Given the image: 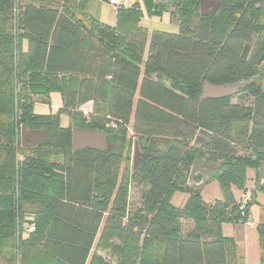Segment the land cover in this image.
<instances>
[{
  "label": "trees",
  "instance_id": "obj_1",
  "mask_svg": "<svg viewBox=\"0 0 264 264\" xmlns=\"http://www.w3.org/2000/svg\"><path fill=\"white\" fill-rule=\"evenodd\" d=\"M85 1L0 0V264H244L222 225L249 220L250 199L232 192L245 190L248 169L264 191L256 174L264 162V0H217L213 16L200 15V0H173L178 32L150 34L137 2L117 6L108 25L84 11ZM164 1L143 0L150 14L167 11ZM247 79L238 94L248 104L201 98L204 82ZM137 89L133 142L153 157L128 177L118 139ZM56 90L57 113L33 112L35 98ZM22 125L46 137L24 147ZM73 126L117 143L73 151ZM195 158L220 165L204 183L215 178L221 199L203 201L200 174L189 183ZM130 182L147 186L139 208L129 206ZM176 190L187 194L182 207L171 203ZM256 229L264 264V222Z\"/></svg>",
  "mask_w": 264,
  "mask_h": 264
},
{
  "label": "rangeland",
  "instance_id": "obj_2",
  "mask_svg": "<svg viewBox=\"0 0 264 264\" xmlns=\"http://www.w3.org/2000/svg\"><path fill=\"white\" fill-rule=\"evenodd\" d=\"M161 1V0H160ZM224 1H234V0H224ZM129 5L137 2L141 10L139 16V24L144 27L147 32L150 34L153 30L165 31L170 33L178 32V22L171 19L169 12H174L175 2L173 0L164 1V6L167 11H163L160 14H150L143 0H129ZM258 7L260 5H257ZM84 11L87 12L90 16L95 18L101 23L113 25L116 22V6L109 2V0H87L83 5ZM196 22V21H194ZM140 35L136 37L140 38ZM142 38V36H141ZM142 79V76H140ZM262 79L260 80V82ZM140 84V83H139ZM138 99V89L133 99V110L129 124L127 126V133L124 138H119L118 142L126 145L129 155V173L130 168L132 167V153L134 148L133 142V130L132 123L134 117V111L136 106V101ZM36 102L33 105V112L36 114H54L57 113L58 109L62 106V96L61 92L56 90L52 91L47 99L42 101L40 98H35ZM250 98L248 95L241 93L232 96L230 102L232 104L245 102L248 104ZM85 108V107H84ZM84 115H87V112L82 111ZM70 119L64 114L59 115V124L62 127L68 126L70 124ZM164 136V135H161ZM160 141L164 140L163 138L158 139ZM192 142V141H191ZM113 143H117V139L113 140ZM112 143V144H113ZM108 142V149L111 145ZM163 145L160 146L162 150ZM240 150V148H239ZM240 154H251L249 150H240ZM193 163V162H192ZM124 162L120 164V170L123 169ZM192 166V165H191ZM190 166V168H191ZM259 168V167H258ZM258 175V171L256 172ZM247 180L245 182V190H238L236 187H232V192L235 195L236 199L241 202H246L245 197L250 199L249 206V220L253 223V226L244 227L242 230V241L240 242L241 246L244 247V264H258L260 261V248L258 243V234L256 226L258 223L264 222V191L255 188V172L253 169H248L246 171ZM147 190V186L144 184H138L130 182L129 184V196L128 203L129 206L134 208L141 207L142 194ZM201 197L204 202L212 203L215 200L221 199L223 197L222 190L218 181L211 177L204 183L200 188ZM252 195V196H251ZM187 199L186 192L182 190H176L171 196V203L176 207H182ZM262 221V222H260ZM224 228V226H223ZM226 230V228H225ZM112 260H116V255H111Z\"/></svg>",
  "mask_w": 264,
  "mask_h": 264
},
{
  "label": "water",
  "instance_id": "obj_3",
  "mask_svg": "<svg viewBox=\"0 0 264 264\" xmlns=\"http://www.w3.org/2000/svg\"><path fill=\"white\" fill-rule=\"evenodd\" d=\"M160 0H154L157 4ZM219 7L217 0H200L199 1V12L201 16H213ZM253 79L239 80L234 82H227L222 84H211L204 82L201 90L202 99H221L225 97L235 96L250 84ZM261 89L264 91V79L261 82ZM46 134L34 130H29L26 125H22L20 129V141L22 146L33 147L39 141L43 140ZM108 147V137L106 132L97 129L78 128L72 127V150L77 151L78 149L90 148L97 149L99 151H106ZM153 157L152 154L143 153L135 141L133 153H132V167L136 170L139 165H142L146 160ZM219 164L215 162H209L204 158H195L189 172V183L193 182V177L197 174L201 175L199 184L204 183L207 179L208 174L212 169L219 168ZM258 182L264 184V162L259 165L258 168ZM30 220L32 218H29Z\"/></svg>",
  "mask_w": 264,
  "mask_h": 264
},
{
  "label": "crops",
  "instance_id": "obj_4",
  "mask_svg": "<svg viewBox=\"0 0 264 264\" xmlns=\"http://www.w3.org/2000/svg\"><path fill=\"white\" fill-rule=\"evenodd\" d=\"M91 109H92V102H87V103L80 106V110L85 111L87 113L90 112ZM260 222H262V221H260ZM223 226H224V228H223ZM247 226H250V225H247L246 223L245 224H235V225H232L229 223H224L222 225L223 234L225 236H230L234 239L236 244H238L240 249L242 250L244 257H245L244 247L241 246L240 242L242 241V233L241 232L244 229V227H247ZM225 228H226V230H225Z\"/></svg>",
  "mask_w": 264,
  "mask_h": 264
},
{
  "label": "built area",
  "instance_id": "obj_5",
  "mask_svg": "<svg viewBox=\"0 0 264 264\" xmlns=\"http://www.w3.org/2000/svg\"><path fill=\"white\" fill-rule=\"evenodd\" d=\"M109 2L112 3L113 5H115L116 7L120 6V5L128 6L130 3L129 0H109ZM245 199H247V197H245ZM246 224L250 225V226L253 225V223L250 221L246 222ZM31 229H32V226H29V230H31Z\"/></svg>",
  "mask_w": 264,
  "mask_h": 264
}]
</instances>
